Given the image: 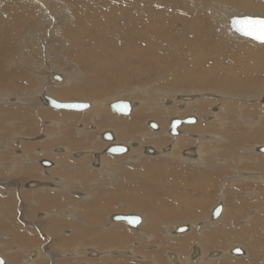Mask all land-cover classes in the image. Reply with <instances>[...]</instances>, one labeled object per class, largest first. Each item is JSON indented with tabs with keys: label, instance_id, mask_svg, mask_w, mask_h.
I'll list each match as a JSON object with an SVG mask.
<instances>
[{
	"label": "rangeland",
	"instance_id": "obj_1",
	"mask_svg": "<svg viewBox=\"0 0 264 264\" xmlns=\"http://www.w3.org/2000/svg\"><path fill=\"white\" fill-rule=\"evenodd\" d=\"M42 1H45L44 2L45 5L52 4L49 6L52 7V11L57 14V17L59 14L61 15L62 13L67 15V19H69L70 23H68V25H64L65 23L64 24L61 23V25H59L60 23L59 24L58 23H54V24L52 23L53 25H51V27L50 26L47 27V25H43V26L41 25V28H43V29L39 32H40V34H43L44 37L39 36L40 35V34H38L39 32H37V33L35 32L36 34H32V36L30 37L29 40L24 41L23 37H25L29 34L28 31L24 30V29H28V21L40 18L39 13L41 11L40 9L42 6L38 5V3H36L37 2L36 0H28L29 4H26L28 2L26 1V3H25V0H22V1L21 0H2V4L0 3V5H1L0 13H2V15H0V31L5 34L6 33L5 29L7 27H9V25L6 26V24H8V23L11 24L13 21L16 22V20H17V22H16L17 24L15 23V25H19V24L23 25V23L26 21L27 24L24 25V27H22V29L18 28V32L16 34V37L18 38L17 42H18V44H20L19 48L14 53L15 55L14 54L10 55V57L15 56L14 58H16V59L18 58L19 60H23V59H25V57L27 59L35 58V60H36L35 62L45 63L43 61V59H44L43 54L41 52H39L38 49H36L34 51H29L28 49L37 48L41 45L40 47H42V50H43L44 47H43V44H40V41H42V38L45 39V40H43L45 43L49 40L45 44L46 47L48 48L49 53L45 56H46V58H51V61L53 60L54 64L56 63V66L58 68L54 69L53 72H56V74H59V73L65 71L64 73H67L68 75H71V76L74 75L73 81L75 82V84H79L82 87L85 86L86 88H88V90L86 89L87 91L84 90V91H82V93H80L78 95H72L69 97H65V98H63L64 100H71V99L72 100H91V99H98L101 97L102 98H104V97L113 98L115 95L118 94V92L120 90H124L126 88H131L132 85H139L140 90H141V94H144L143 95L144 99H148L151 101L150 105L146 104V106L148 108H150L154 104V100H156V96H155V98H154V96H150V95L147 97L146 96L147 91L148 92L153 91V93H155L156 88H159V89L162 88L161 90L164 89V91L166 90L165 93L170 94L171 89H173V90L179 89L182 91L184 90L185 92H187V90H189V91L201 90V89H197L198 88L197 85H192L190 83L187 84L185 82V75H186L189 79H192V80L193 79H195V80L201 79L204 83H205V81H207V83H209L210 85H207V84L206 85L208 87L211 86L210 88L213 87V89H211L212 91L209 88V90L207 91V92H209V94H206V95L204 93L201 95L197 94L198 96L196 95V97L197 98L198 97L199 98H201V97L210 98V99L215 101V104H211L208 107L204 106L203 108H201V110L199 108L198 111H200V112H198L199 114H198V116H196L198 119L197 123H195V124L191 123L190 126L188 124H186V126H184V124H183L184 127H181V129H183V130L185 129V131L180 130L181 134H183L184 136H186L190 139H193L196 137L195 135H197L198 132L207 128V131H210V132H208V134L206 136L202 137V138H204L201 140V141L204 140V142H202V144H203L202 146H204V147L209 146L206 148H210V149H212L211 146H214V149H217V148H215V145L220 146L221 143L224 141V139H223L221 133H217V132L212 133L211 131L212 130L217 131V129H219V127H218L219 123L221 122V124L222 123L224 124L226 122L224 124V126H227V125L230 126L231 125L230 129H232L233 131H236V133L239 132V134L237 133L236 137H234V136L230 137L229 136V135H231L230 131L227 132V134L222 133L224 135V137L226 138V142L222 143V145H221L226 150L225 154H223V155H225L224 157H226V155H228L229 149H231L230 153H232L233 151H235L234 148H236V149L240 148L241 150H243L244 149L243 147H248V146H250L251 143H254V142L259 143L258 141H260V142L264 141L263 140L264 139V137H263L264 136V101L260 98L261 94L264 92V57L258 55V53H257L259 51H261V53L264 52V44L257 43L251 39H242L240 37H234V36L230 37L229 35H227V33H226L227 31H224L223 29L219 28V25H217V22L214 20V18L216 16H213L210 14V12H208L209 8L207 6L203 7L200 5L201 7L205 8V9L198 7L199 8L198 11H195V9H189V7L192 6L190 2H186L185 0L184 1L174 0L175 2H178V3L181 2L182 4L181 3H179L181 5L172 4V5H170V8H169V6L164 7V8H168L169 10L171 9L170 11L168 9L165 10V11L170 12V13L169 14L164 13V15H162L160 17L162 19L163 18L169 19V20H166V21H168V24L165 23L163 26L165 28L168 27L171 30L174 29L173 27L178 26L180 22H181V24L183 23L184 27H186V28H184L185 31L183 33L190 36V37L187 36L186 37L187 40L184 41V44H187V47L191 46L190 44L193 43L196 38H199L201 40V42H204V43L207 42L206 44L209 46V49L199 50V52L197 53L196 50H193V51L186 50V52H185V49H181L180 46L177 47V44L175 41L176 38H173V41H171L172 44L174 45L173 47L171 46L172 44L169 43L170 40H169V42L166 43V46H164L165 45L164 43H162L163 45H160L158 43V40H156V42H154L153 38H155V36L158 37L156 31L161 30V28H163V26H162V27H160V29H157L156 25L162 21H158L156 25H155V23L152 24L150 29H149L150 34H153L152 36L149 37V41L153 43L152 44L153 46L152 45H149L148 47L146 45L144 46V44H146L144 41H138L139 43L137 41H134L133 43L127 44V45H122L121 43H119L116 40V36L113 37V34H115V33H113V32H115L114 29H116L119 26V24L113 18H116V16L118 15V12H119V9L116 7L118 5H121V3L124 2V0H78V1L73 0V2H72V0L71 1L70 0H57V1L56 0H42ZM106 1H108L110 3H107ZM129 1L131 2L133 0H129ZM211 1L215 5H219L221 8L225 9L226 12L225 11L224 12L226 14L224 16L234 15V14L240 15L243 13L244 14L247 13V14H256V15L264 16V9H263L264 7L259 5L260 3L264 4V2L262 0H254L256 5H258V7L245 5L246 3L245 4H237L235 1H238V0H229V1L228 0H210V2ZM30 2L32 3V5H30ZM62 2H64V4H61ZM76 2H77V5H76ZM103 2H105V3H103ZM85 3H87V4H85ZM11 4H14L17 6H11ZM252 4H254V3H252ZM7 5H8V7H7ZM64 5L65 6L67 5L66 6L67 8ZM54 6H55V8H54ZM152 6L154 8H160L159 4L152 5ZM107 8H109V10ZM111 8H113V9H111ZM130 8H133V7L130 6ZM29 9H31V12ZM80 9L82 11H80ZM77 10H78V12H77ZM193 10H194V12H193ZM14 11H15V13H13ZM213 11H215V10L213 9ZM171 12L173 13V15ZM12 13H13V15H12ZM78 13H80V14H78ZM8 14H10V15L8 16ZM122 14L124 16H126V19H128L131 16V15H128V12H125V11H123ZM40 15L42 17V15H44V14L41 13ZM187 15H189L190 17ZM198 15H199V17H197ZM2 16H4V18ZM16 16H17V18H16ZM172 16L173 17H177V16L181 17L182 16L183 17L182 20L183 19L184 20L180 21L178 23V21L173 20ZM154 17H158V13L155 14ZM45 18L48 19L49 16H45ZM75 19H76V21H75ZM81 19H83V20H81ZM129 19H134V18H129ZM186 19L189 22H186ZM61 20H62L61 18H58V21H61ZM216 20L218 21V24H220L221 19L219 20V18L216 17ZM3 21H4V23H3ZM54 25L59 26V28H58L59 30L56 29L57 27L53 29ZM188 27L191 29H189ZM198 27H199V29H198ZM68 28L71 30H66ZM76 30H78L79 32ZM206 30L210 33L208 34V32H206ZM199 31H200V33H199ZM22 33H24L23 36L20 35ZM26 33H27V35H26ZM202 33L204 34L205 37L202 36ZM218 36H219V39H215ZM222 39H224V40H222ZM239 40H241V41H239ZM7 42L9 43V41H7ZM24 42H25V44H24ZM164 42H166V41H164ZM54 43H55V45H54ZM194 43H196V42H194ZM33 44L37 45V47L29 46V45H33ZM175 44H176V46H175ZM86 45H87V47H86ZM90 46H93V47H91L93 49V52H92V49L89 50L88 51L89 54L88 55L85 54V57H84L83 51L86 50L84 47L89 49ZM103 46H105V47H103ZM163 46H164V48H163ZM96 47L101 48V53H99V54L95 53L94 50ZM53 49L54 50L56 49V51H54ZM244 49H249V50L255 49V50L254 51H247V52H249V54H247L244 52V51H246ZM74 50H75V52H74ZM181 50H183L185 52V54H183V52ZM146 51H148V52H146ZM178 52H180L181 54H179ZM187 52H190V53H188L189 56H188V54H186ZM61 53H62V56H61ZM190 54L195 55V56H191ZM205 54H208V55L205 56ZM198 56H199V61H200V59H201V61L200 62L198 61L200 63V67L198 70H196L195 69L196 67L193 64V61H191V60H195L196 57H198ZM178 57H179V59H178ZM175 58H176V60H175ZM16 59H13L12 62H9L10 60L7 59V61H6L7 63H2V66H1L2 69L4 70V64H6L5 69L7 68L6 70H4L6 73H8L9 70H11V69L16 68L18 63H21V61H16ZM93 59H94V61H93ZM95 60H97V61H95ZM182 62H185L188 66H185V67L184 66H178V65H182ZM58 65L60 66V68ZM31 67L27 63L26 64L23 63V65H21L19 67V69H16V70H20L22 72L24 71L26 73V75H29L28 78H31V77H34V72H35V70ZM33 70H34V72H33ZM197 71H199V72H197ZM229 77L230 78L232 77L233 81L235 80L234 83L236 82V83L240 84V83H243V81H244L245 84L243 83L244 85H240V86L238 85L237 87H233V88H228L227 86H224L225 84H227L226 82L221 85V83L226 81ZM181 79L184 80V82L182 84L179 82ZM52 80H51V83L49 84V87L53 86L52 88L57 89L56 85H54V83H53L54 80L53 81ZM22 82L25 84H23ZM90 82H91V84H90ZM214 82H218L219 84L217 83L218 84L217 85ZM31 83H32L31 81L16 82V81L0 80V94H12V95L18 94L17 96L20 97L21 95H19V93L26 92V90L29 89L31 86L28 84H31ZM106 83L109 86L101 88V86L103 84H106ZM234 83H231L229 85H232ZM75 84H73V85H75ZM142 84H144V86ZM89 85H91L92 87ZM58 88H60V87H58ZM202 90L206 91L207 89H202ZM87 92H88V94H87ZM212 93H213V95H212ZM217 94L219 95L218 97L216 96ZM225 95L229 96V98H227V97L225 98ZM232 96H235L234 99H232ZM238 96L240 98H242L240 101H238V99H237ZM153 98H154V100H152ZM174 98L176 100V97H174V96L172 97V95H169L168 99H165V103H166L165 105L169 107L172 104L170 107H174V110L176 112L179 110L180 111L183 110L184 112L183 113L178 112V113L168 114V116H169L168 118H170L171 116L172 117L184 116L186 114L195 115L194 112H192L191 110H189V111L186 110L185 102L183 100L178 99L179 102H176V101L173 102L172 99H174ZM0 99H1L0 100V109H1L0 110V178L7 176L8 179L10 177L11 181H14V184H18V186H13L14 184H11L10 181H9V183H8V181L7 182L3 181V180L0 181V195L9 194V195H12L14 197L16 195L18 196V192L20 193L21 191L24 194L25 193H27V194L34 193L35 194L37 191H40V190L42 191L46 187V189H49L50 191L56 189L57 192H59V190H60V193H62L63 196L65 195V197H67V198L70 197L74 201L82 202L81 199L78 200L79 198L76 199V198L70 196V194L68 192L69 191L68 187H62V184L60 183L62 181L60 179L57 180V177H55V175H52L53 174L51 172L52 168L44 169L40 164H38V162H36L38 160L36 159L35 155H37L38 153L40 156L45 154V153L39 152L41 147L42 148L44 147L46 149V154L49 157H51V155H52L51 158L55 159L56 162L65 161V164H69V166L66 167L67 171L64 172L65 175H68V176L73 175L77 178L91 177L92 176L91 175V169H92V171L95 172V174L93 175V178H92L93 180H95L94 181L95 185L93 188V190H94V189H97L100 187L105 188L109 183H113L111 181L110 182L107 181L106 180L107 177L104 178L103 180L99 179L100 176H97V175L98 174L100 175V172H99V170H97L98 167H96L98 164L96 165V163L93 161V158L90 161L91 169H90V167L88 168L87 164H85V161H83V159L89 160V159H91L90 156H93L92 155L93 152L88 151L89 148H93L92 146H94V149H95L94 151H98L96 153L101 155V151L103 150V149H101V146L104 145V143L101 142L102 139H100L98 137L97 140H95L94 145H91V143L89 142L90 139H92L94 141V137H95L94 135L96 133L98 134L101 131L104 132L106 130H112V131L114 130V132L118 136L117 140H124L125 138L126 139L132 138L131 139L132 142H130L131 144L129 143L130 152L134 151L136 153V155H138V153H139V155L136 157V159L134 161L139 160V158L141 157L140 154L143 153L142 150H140V149H139L140 151L137 150V147H139V145H137L135 143H139L140 147L142 149L144 146L145 147L146 146H152L153 147V145H158V146L160 145L159 147H157V148L155 147V148L158 150H162L163 148L161 146L164 143H166L167 141H168V146L170 144H171V146H173V143H174L173 139L175 140V138H176V136L172 137L169 134H168L169 135L168 136L165 133V132H167V129H168V119H166L164 122H162L163 124H161V121L159 122V130L154 135L155 139L154 138H148V136H145V132H147V130H149L148 132H150V129L147 127L145 121L148 120L150 117L155 116L152 114L154 109L161 108L162 110H164V107H162V106H154V108L152 107L153 110L150 109V112H147V111L143 112V110H141V112H138L140 110L136 109L134 114L131 113V115H132L131 116L132 119L130 118L131 120L129 118H126V116H121V114H118L115 111L110 110L108 107H106L105 115L114 116L113 113L115 112L116 117L123 118L122 121L117 122V123L106 122V120H108L109 117H107V116L103 117V114H102L101 119L96 121L98 128L95 126L96 129H94V131H89L91 129V127H88V126L91 122L90 119H92L90 113H85L82 111H70V112L61 111V112H59V111H55L54 109H51V108L43 107V108H45V109H43L42 107H39V108L35 109V115L33 116L34 111L31 109L29 110L28 108L25 109V107H21V104L18 101V99L14 98L11 101L7 100V99H5L3 101V97H0ZM217 99H219V100H217ZM220 101L227 104V107L221 108V110H226V111H224L226 114L225 113H217L218 108L216 106L220 105ZM241 102H243V103L241 104ZM238 104L244 105V108L241 107L242 109H240L239 112H237L238 107H239ZM195 107L196 106H194V108ZM7 109L19 110V111L26 110L27 112H31L32 114H28V116L23 117L26 119V120L24 119L23 122H17L16 119L11 118V117L15 116L14 113L8 114L9 118L4 117V110H7ZM38 109H40V110H38ZM42 109H43V111H42ZM36 111L38 113L40 112V114H37ZM228 111H229V113H228ZM136 112H137V114H136ZM201 112H203V113H201ZM102 113H103V111H102ZM214 113H216V114H214ZM165 114H166V112H165ZM221 114H222V116H221ZM63 116L67 117V121L65 119L63 124H67L68 122H72V124H70L68 127H65V129L62 131V129L60 128L62 124H61L59 118H64ZM166 116H167V114H166ZM213 116L217 117V119H215V121H212L214 119ZM219 116H220V118H219ZM218 119L220 121L219 123H218ZM153 121H156V120H153ZM243 122L247 124L246 127L244 126ZM128 123L132 124L131 128L130 127L127 128ZM156 123L158 124V122H156ZM79 124L80 125L85 124L86 130L85 129L84 130L86 132L89 131L90 133L86 134V136L84 135V133H77V132H81V131H78V128L81 129ZM191 125H193V126H191ZM206 125H207V127H206ZM70 126H71V128H69ZM203 127H204V129H203ZM66 128H68V129H66ZM111 128H113V129H111ZM198 128H200V129H198ZM221 129H222V127H221ZM123 130H127V131H123ZM222 130L224 131V129H222ZM233 131H231V132H233ZM66 132L71 133V136H70V139L72 141L71 146H69L68 144L65 143L64 139L66 136L61 137V134L63 133L66 135ZM193 132H195V133H193ZM250 132H252L251 133L252 142L250 139L246 140L244 138L246 136L245 134L250 133ZM44 133L46 136L48 135L49 138H46ZM48 133H51V134H48ZM42 134H43V136H42ZM212 135H215V136H212ZM254 135L256 137L253 138ZM36 136H38V137H36ZM190 136H192V137H190ZM227 136H228V139H227ZM24 137H26V138H24ZM123 137H125V138H123ZM13 139H14V141H13ZM206 139H207L208 143H207ZM127 142H129V141H127ZM55 143H60L61 145L66 147L67 152L64 155H60L65 150H64L63 146H60V144L57 145ZM210 143H212V144H210ZM185 144H187L186 145L187 147H185V149H190L188 147H191L192 144H193V147H191V148L196 147L195 140L192 141V143L190 141L189 142L185 141ZM260 144H256V145H260ZM30 145H31V147H33L35 149L34 150L35 155L33 156V162L35 161L34 164L36 165L37 169L34 167H31V168H34V170H35L34 172L37 175L36 176L31 175L34 172H31V168H30L29 169L30 174H28L26 178H23L22 180L16 179L15 174L17 171L16 172H14V171L17 168L16 167L17 164L14 160L11 159V157H16L15 154L17 151V154H18L17 158H19V162H20L21 154H22L20 152L21 148L22 147H28ZM38 145H39V147H38ZM53 145H55L56 150L55 149H49V150H51V151H49L48 150L49 146L53 147ZM175 145L176 146H182V145H184V142H179L178 144L175 143ZM256 145H254L252 147V149L249 148V149H244V150H248V151L250 150V151L256 153V151H255ZM261 145H264V144L262 143ZM70 147H72V148H70ZM76 148L79 149V152L75 151L77 154L76 155L77 158L74 157V154L71 151V149H76ZM6 150L9 151L8 154L3 153ZM203 150L204 149H202V155L204 154ZM241 150H239V151L242 153V156L239 157V159L240 160H246V162H247L250 159L249 158L250 156L248 157V153L247 152L244 153ZM180 152H181V149H180ZM80 154L84 155L83 159L82 158L79 159ZM53 156H55V157H53ZM56 157L57 158L58 157H64V160H61V158L57 159ZM142 157H145V156H142ZM224 157H223V159H224L223 162H225V160H226ZM189 158H191V157H189ZM8 159H11V160L8 162ZM129 159H132V157H130ZM254 159L255 158L253 156V158H251V160H254ZM26 161L31 162L32 160H26ZM200 161H202V162H200ZM103 162H105V163L108 162L110 164V167H111V169H108L109 173H107V176H108V174L113 176L116 169H117V162L112 161L113 162V164H112L110 158L103 159ZM185 163H191V164L193 163L192 165H196V166H198V164H200V166L202 168L205 165L203 159L197 161V164L194 161H192V158L188 159V161H186ZM220 164H223V163L220 162ZM220 164L218 163V165H220ZM6 165H8V166L12 165V167L10 168L11 176H9V174H8L10 172V171H8L9 168L8 169L5 168ZM37 165H39V166H37ZM128 169H130V168H128ZM182 169H183V167H182ZM75 171L76 172L78 171L77 173H79L81 175L77 176L78 174L76 175ZM201 171H203V170H201ZM233 171L235 174H233L232 176L229 177L230 180L231 179H233V180L234 179H240V180H242V179L243 180L244 179L250 180L251 179L252 180L256 176H261V180H263V178H264V170H262L263 173L260 171H247V170H246L247 172H244L245 170H240L239 168H236L235 170L232 169L231 173H233ZM236 172H238V173H236ZM261 173H262V175H261ZM238 174H240V175H238ZM51 175H52V177H51ZM65 175L63 174V177H64L63 179H66ZM46 176H47V178H46ZM17 177H23V175H20V173H18ZM28 177H30V179L26 181V179ZM32 178L37 180L38 184H37V186L31 188V187H28L26 182L28 183L30 181H33ZM70 178L71 177L69 176L68 179H70ZM54 179H56V180H54ZM73 179L74 178H72L70 181H67V180L65 181L67 186H69V185L71 186L72 182L74 183L75 180H73ZM47 182H49V183H47ZM56 182H57V184H56ZM111 186L116 188L115 187L116 185L115 186L111 185ZM64 190L67 191L68 193L65 192ZM70 191H71V193L74 192V193H77L76 195L80 196V194H79L80 192L76 191L75 189H72ZM87 195L90 196V194H88V193H87ZM87 195H85V197H83V198H86ZM7 196H3L4 198H2L0 196V204L2 203L0 206V209H2V211L5 210L4 213L7 212L8 209H4L5 207H3V204H5L6 199L11 198V196L10 197H7ZM96 197L98 199L95 198L94 200H96L97 203H96V205L92 206L93 207L92 211H89L88 209L85 211V215H89V216L92 215L93 220H95L97 218L96 216L97 215L99 216L102 213V211L104 210V208L107 204L105 198L108 197V194L102 195V192L98 191V192H96ZM176 199L178 200V198H176ZM30 201H28V199H27V200H25L24 204L19 205L20 210L18 211V213H20V215L17 216V221H16L17 225H15V226L18 230H21V231H24V229L36 230L38 232V234L41 235V237H38L39 241L37 243H39L42 240L41 242H42L43 247L44 246L49 247L48 246V237H50L49 238L50 241H52L51 238L53 237L54 242L52 241L53 243H51L50 249L53 250L54 252H57L54 254V260L55 261H53V263L56 264L61 259V258H59L60 257V252H59L60 247L67 246V244L71 245L73 243L71 242V240L65 239L67 237H64L63 235L60 236V237H62V239L58 238V236H48V234H52V231L48 230V233H45L44 232L45 226L42 227V229H44V230H41L43 234L40 233L38 231V228H36L37 226H35V225H38L39 222H42V223L45 222L47 220L46 216H48V215H44V216L38 217V218H36V217L33 218V216H31V215H33V213H32V211H31V213H29V210H28L29 207L28 206L29 205L31 207L35 206V203H32ZM25 206H27V207H25ZM71 206H73V205L71 204ZM6 208H7V205H6ZM1 213H3V212H1ZM61 213H66V210L63 209L61 211ZM6 214H5V216H6ZM28 214H30V215H28ZM7 216L9 217V214ZM8 217L6 218V220L8 219ZM0 220H1L0 223L2 225L1 228H4V229L8 228V226L6 227V224H8L9 222L6 221V223H4L2 218ZM59 220H61L62 223H65V220H67V222H66L67 224L71 223L70 222L71 219H69L68 217L62 216ZM80 220L81 219L78 218V221H80ZM215 221H219V220H215ZM215 221H214V223H215ZM209 223H213V222L210 221ZM40 225L42 226V224H39V226ZM11 226H12V224H11ZM39 228L41 229V227H39ZM42 236H43V238H42ZM69 239H71V238H69ZM0 241L4 242L5 239L0 237ZM199 241H201V240H199ZM53 245H54V247H53ZM55 246L58 247V250H56ZM109 253H112V250ZM49 260H51V259H49V257H48V261ZM50 262L51 261H49V263Z\"/></svg>",
	"mask_w": 264,
	"mask_h": 264
},
{
	"label": "crops",
	"instance_id": "obj_2",
	"mask_svg": "<svg viewBox=\"0 0 264 264\" xmlns=\"http://www.w3.org/2000/svg\"><path fill=\"white\" fill-rule=\"evenodd\" d=\"M189 115L178 116L185 117ZM63 117L59 118L62 124L60 127L62 131L65 127L72 124V122L63 124L65 119L67 120L66 116ZM130 117V115H126V118ZM150 119L156 120L155 122L159 124V118L157 116L150 117L148 120ZM215 119L217 117L212 121H215ZM110 122L117 123L116 120ZM145 123L149 128L148 123ZM220 123L218 126L219 129L217 131L212 130L211 132L221 133L224 139L222 143H224L226 142V138L222 133L227 134L230 131V126L227 124V126H224L226 122L224 124ZM221 126L225 132L221 129ZM106 131L113 133L112 130ZM106 131L103 132V135ZM237 133L239 134V132ZM96 134L94 135L93 142L101 136L100 132L97 136ZM236 134L229 136L236 137ZM64 136H66L65 139L63 138L65 143L71 146V133L66 132V135L62 133L61 137ZM251 137L250 132L246 133L244 138L246 140L250 139L252 142ZM101 139V142L105 144V146H101L103 150L110 143L117 142L125 145L127 141L131 140L128 138L116 141ZM116 139H118L117 135ZM188 140L190 141V139ZM181 142H184V145L167 148V141L161 146L166 150L165 153L168 157H155V155L149 156L143 154L145 157H140L136 161L129 159L131 154L136 156L134 151H131L132 153L130 152L127 155L125 153L111 155L108 153L105 154V152L103 154L102 150L101 154L103 155L101 157L103 159L110 158L112 164L113 162H117V169L113 175L114 177L108 174L106 179L113 183H109L105 188L100 187L94 190L95 180L92 178L95 172L90 167V161L92 160V156H90L91 159L85 160V164L91 169V177L77 178L69 175L71 178L68 179L69 176L65 175L67 181H70L72 178L76 180V182L71 183V186H67L70 196L76 199L79 198L78 200L81 199L82 202L74 201L69 196L67 198L60 192L56 193V189L50 191L46 188L42 191H37L35 194H24L21 191L20 193L18 192V196L16 195L14 197L9 194L0 195L2 198L7 195V197L11 196V200L13 201L9 204V213L6 214H9V217L7 216L9 226L6 224L8 228H1L2 225L0 223V237L5 239L4 242L0 241V256L5 261L4 264H7V262L8 264H54L53 261L55 260L53 256L57 252L51 250L49 246L54 242L53 237L51 238L53 242L48 237L49 247H43L41 239V243H37L40 234L36 230L24 229V231H21L15 226L17 225V216L20 215L18 213L20 210L19 205L24 204L27 199L35 203V206L31 207L29 205L28 208L32 211L33 218L48 215L46 216L47 220L43 223L41 222L42 227H46V231H52V234H48V236L62 238L60 236L63 235L67 237L65 238L67 240L69 238L73 239V244L68 245L66 243L67 246L59 249V258L61 259L56 264H264V178L261 180V176H256L252 180L229 179L234 174V171L231 173L232 169L239 168L245 171L260 172L264 170V163L262 164L264 162V154L244 150L252 148L256 144H264V141L251 143L250 146L243 147V150L234 148L235 151L232 153H230L231 149H229L226 157L223 155L226 150L221 146L222 143L220 146L215 145L217 149H214V146H211L212 149L206 148L209 146H203L204 154L202 155V159L205 163L203 168L200 164H198V167L192 165L193 163H184L178 158L180 149L183 154V150L187 147L185 141ZM55 144L59 145L60 143ZM135 144L139 145L137 150H142L139 143ZM60 146L63 145L60 144ZM191 147H193V144ZM41 149L46 151L44 147H41ZM48 149H55V145L53 147L49 146ZM88 150L93 151L90 148ZM239 150L248 153L250 159L247 162L246 160L239 159L242 156ZM71 151L75 152L79 151V149H71ZM20 152L22 153L20 162L19 158H17V151L15 154L16 157H11V159L17 164V168L14 171H17L15 174L16 179L22 180L30 174L29 169L31 167L36 169L37 167L33 162L35 152L31 145L22 147ZM3 153L8 154L9 151L6 150ZM35 156L39 161L47 159L53 164L59 163L51 158L52 155L49 157L46 153L41 156L38 153ZM169 156L172 157L170 158ZM253 156L255 159L251 160ZM223 157L226 159V162L218 165L219 160ZM11 159H8V161ZM26 159L32 161L29 163ZM57 164L56 170L59 173L58 168L61 165ZM68 166L69 164L66 167ZM96 167H101L100 163ZM18 169L22 173L20 175H23V178L17 177L19 173ZM126 171H129V173ZM76 174L78 173L76 172ZM97 176L103 177L101 173ZM29 179L30 177L26 181ZM26 184L32 188L37 186L38 183L37 180L33 179V181L26 182ZM111 185H116V188ZM72 189L79 191L80 196L74 192L71 193L70 190ZM98 191L102 192V195L108 194V197L105 198L107 204L104 210L102 209V213L99 216L97 215V218L93 220L92 215H85V211L87 209L92 211V206L96 205L97 201L94 199L97 198L96 192ZM86 193L90 194V196L83 198ZM36 199H39L38 202ZM46 199L47 201L49 200V203L47 202L48 204H45ZM220 200L221 202L223 201L222 213L219 219H217L219 221H215L214 223L211 221V213L213 207ZM63 209L66 210V213H61ZM0 210V219L2 218L4 223H6L7 217H5L4 213H1L3 212L2 209ZM115 214H136L141 217V222L135 226L136 228H131L124 221L115 220ZM62 216L71 219V223L67 224V220H65V223H62L59 220ZM78 218L81 220L78 221ZM210 221L213 223H209ZM109 225L111 228L109 227L106 230ZM181 225L186 226V230L179 233L176 232V228ZM101 229H105L106 231L101 232ZM45 230L44 232L48 233ZM200 237L203 239L202 242L199 241L201 239ZM26 241L28 242L25 243ZM194 246L199 248V255H195L193 250ZM235 247L240 248L241 252L239 254L232 252ZM28 250L29 252H27ZM111 250L112 253H109ZM48 257L51 259L49 260L51 261L50 263Z\"/></svg>",
	"mask_w": 264,
	"mask_h": 264
},
{
	"label": "bare ground",
	"instance_id": "obj_3",
	"mask_svg": "<svg viewBox=\"0 0 264 264\" xmlns=\"http://www.w3.org/2000/svg\"><path fill=\"white\" fill-rule=\"evenodd\" d=\"M22 1V0H21ZM26 1L28 2V0H25V3H26ZM37 2L36 3H38V5H41L42 7H41V11H40V13H39V16H40V18L39 19H34V20H31V21H28V29H24V30H26V31H28L29 32V34L27 35V33H26V35L27 36H25V37H23V39H24V41L25 40H29L30 39V37L32 36V34H36L37 32H39V31H41L43 28H41V25L43 26V25H47V27L48 26H50L51 27V25H53L54 23H60L59 25H61V23L62 24H64V25H68V23H70V21H69V19H67V15H65L64 13H62L61 15L59 14L58 15V17H57V14L56 13H54L53 11H52V7L51 6H49V5H52V4H47V5H45L44 4V2L45 1H42V0H36ZM57 1V0H56ZM71 1V0H70ZM78 1V0H77ZM178 1V0H177ZM182 1H184V0H182ZM186 2H190L191 3V5L192 6H190L189 7V9H195V11H198V7H201V6H207L209 9H208V12H210V14L211 15H213V16H216L217 18H219V20H220V24H218V21L216 20V17L214 18V20L217 22V25H219V28H221V29H223L224 31H227L226 33H227V35H229L230 37H240V38H242V39H248V38H244L243 36H240L239 34H237L232 28H231V26H230V20H231V18L233 17V16H242V15H246L247 13H243V14H234V15H226V16H224L226 13V11H225V9L224 8H221L219 5H215L214 3H212V1L210 2V0H185ZM229 1V0H228ZM263 2H264V0H262ZM4 2V1H3ZM32 2V1H31ZM30 2V5H32V3ZM72 2H73V0H72ZM107 3H110V2H108V1H106ZM113 2V1H112ZM234 2V1H233ZM237 4H245V5H250V6H256V7H258V5H256V3L254 2V0L252 1V0H238V1H235ZM0 3L2 4V0H0ZM9 3V2H8ZM68 3V2H67ZM71 3V2H70ZM93 3V2H92ZM103 3H105V2H103ZM117 3V2H116ZM179 3H181V2H179ZM178 2H175L174 0H133V1H129V0H124V2H122L121 3V5H118L116 8H118L119 9V12H118V15L116 16V18H113V19H115V21L119 24V26L116 28V29H114L115 30V32H113V33H115V34H113V37H115L116 36V40L119 42V43H121L122 45H127V44H131V43H133L134 41H144L146 44H144V46L146 45L147 47L149 46V45H152L153 43L152 42H150L149 41V37L150 36H152L153 34H150V32H149V29H150V27H151V25L152 24H154L155 23V25L157 24V22L158 21H162V22H160L159 24H157L156 25V27H157V29H160V27H162L165 23L166 24H168V21H166V20H169V19H162V18H160L162 15H164V13H167V14H169L170 12H167V11H165L166 9H168V8H164V7H168L169 6V8H170V5H172V4H178V5H181V4H179ZM206 3V4H205ZM252 3H254V4H252ZM26 4H29V2L28 3H26ZM54 4V3H53ZM61 4H64V2H62ZM85 4H87V3H85ZM89 4V3H88ZM112 4V3H111ZM156 4H159L160 5V8H154L152 5H156ZM169 4V5H168ZM55 5V4H54ZM76 5H77V2H76ZM75 5V6H76ZM110 5V4H109ZM201 5V6H200ZM259 5H261V6H263L264 7V4L263 3H260ZM11 6H17V5H14V4H11ZM62 6V5H61ZM65 6V5H64ZM67 6V5H66ZM65 6V7H66ZM107 6V5H106ZM114 6V5H113ZM130 6H132L133 8H130ZM219 6V7H218ZM0 7H1V5H0ZM7 7H8V5H7ZM19 7V6H18ZM110 7V6H109ZM203 7H201L202 9H205V8H203ZM3 8V7H2ZM29 8V7H28ZM33 8V7H32ZM31 8V9H32ZM54 8H55V6H54ZM64 8V7H63ZM67 8V7H66ZM255 8V7H254ZM4 9V8H3ZM31 9H29L30 10V12H31ZM71 9V8H70ZM69 9V10H70ZM87 9V8H86ZM108 10H109V8H107ZM106 9V10H107ZM111 9H113V8H111ZM115 9V8H114ZM133 9V10H132ZM177 9V8H176ZM213 9L215 10V11H213ZM257 9V8H256ZM264 9V8H263ZM16 10V9H15ZM34 10V9H33ZM105 10V11H106ZM116 10V9H115ZM169 10V9H168ZM171 10V9H170ZM169 10V11H170ZM261 10V9H260ZM9 11V10H8ZM74 11V10H73ZM80 11H82L81 9H80ZM112 11V10H111ZM123 11H125V12H128V15H131L129 18H134V19H126V16H124L122 13H123ZM184 11V10H183ZM225 11V12H224ZM3 12V11H2ZM12 12V11H11ZM26 12V11H25ZM33 12V11H32ZM39 12V11H38ZM67 12V11H66ZM77 12H78V10H77ZM110 12V11H109ZM185 12V11H184ZM190 12V11H189ZM192 12V11H191ZM193 12H194V10H193ZM13 13H15V11L13 12ZM13 13H12V15H13ZM19 13V12H18ZM41 13H43L45 16H49V18L48 19H46L45 18V16L44 15H42V17H41ZM69 13V12H68ZM117 13V12H116ZM158 13V17H154L155 16V14H157ZM172 13V12H171ZM188 13V12H187ZM6 14V13H5ZM78 14H80V13H78ZM192 14V13H191ZM201 14V13H200ZM0 15H2V13H0ZM4 15V14H3ZM10 14H8V16H9ZM23 15V14H22ZM28 15V14H27ZM26 15V16H27ZM83 15V14H82ZM127 15V14H126ZM127 15V16H128ZM166 15V14H165ZM172 15H173V13H172ZM193 15V14H192ZM196 15V14H195ZM248 15H256V14H248ZM7 16V17H8ZM18 16V15H17ZM17 16H16V18H17ZM24 16V15H23ZM33 16V15H32ZM31 16V17H32ZM37 16V15H36ZM176 16V15H175ZM187 16H189V15H187ZM201 16V15H200ZM3 18H4V16H2ZM6 17V16H5ZM19 17V16H18ZM173 17V16H172ZM190 17V16H189ZM197 17H199V15L197 16ZM196 17V18H197ZM202 17V16H201ZM9 18V17H8ZM12 18V17H11ZM28 18V17H27ZM36 18V17H35ZM58 18H61L62 20L61 21H58ZM84 18V17H83ZM182 16L181 17H179V16H177V17H173V20H175V21H178V23L180 22V21H183L182 20ZM112 19V18H111ZM189 19V18H188ZM205 19V18H204ZM6 20V19H5ZM15 20V19H14ZM27 20V19H26ZM60 20V19H59ZM81 20H83V19H81ZM80 20V21H81ZM190 20V19H189ZM195 20V19H194ZM75 21H76V19H75ZM74 21V22H75ZM111 21V20H110ZM198 21V20H197ZM16 22H17V20H16ZM16 22H12L11 24L10 23H8V24H6V26H8L9 25V27H7L6 29H5V31H6V33L4 34V33H2L1 31H0V80H7V81H16V82H21V81H31L32 83L31 84H28V85H31L30 86V88L29 89H27L26 90V92H23V93H19V95H21L20 97H18L17 95L18 94H0V97H3V101L5 100V99H7V100H13L14 98L15 99H18V101L20 102V104H21V107H25V109H31V110H33L34 111V113H33V116L35 115V109H37V108H39V107H47V108H51V107H49L48 106V103H47V100L44 98V95H48V96H50V97H53L54 99H57V100H61V101H72V99L71 100H64L63 98H65V97H69V96H72V95H78V94H80V93H82V91H87L88 90V88H86L85 86L84 87H82V86H80L79 84H75V82L73 81L74 79V75L73 76H71V75H68L67 73H64L65 71H63V72H61V73H59V74H56V72H53V70L54 69H57L58 67L56 66V63L54 64L53 63V60L51 61V58H46V56L45 55H47L49 52H48V48L46 47V43L49 41H47L46 43L43 41V40H45L44 38H42V41H40V44H43V47H44V49L42 50V47H40L39 45V47H37V45H29V46H31V47H37V48H30V49H28L29 51H34V50H36V49H38V51L39 52H41L42 54H43V61L45 62V63H39V62H35L36 60H35V58H33V59H31V58H29V59H27L26 57H25V59H23V60H19L18 58L16 59V58H14L15 56H13V57H10V55L11 54H14L17 50H18V48H19V45L20 44H18V38L16 37V34H17V32H18V28L19 29H22V27H24V25H26L27 23H26V21L23 23V25H21V24H19V25H15V23ZM113 22V21H112ZM164 22V23H163ZM173 22V21H172ZM186 22H189V21H187V19H186ZM191 22V21H190ZM3 23H4V21H3ZM53 23V24H52ZM84 23V22H83ZM200 23V22H199ZM17 24V23H16ZM87 24V23H86ZM201 24V23H200ZM91 25V24H90ZM89 25V26H90ZM177 25V24H176ZM175 25V26H176ZM199 25V24H198ZM216 25V26H217ZM71 26V25H70ZM77 26V25H76ZM189 26V25H188ZM193 26V25H192ZM209 26V25H208ZM46 27V26H45ZM49 27V28H50ZM57 27V28H56ZM74 27V26H73ZM201 27V26H200ZM218 27V26H217ZM54 28H56V29H58L59 28V26H57V25H54L53 26V29ZM67 28V27H66ZM174 29L173 30H171V29H169L168 27H164L163 26V28H161V30H158V31H156V33H157V35H158V37H156L155 35V38H153L154 39V42H156V40H158V43L160 44V45H163L162 43H164L165 45L164 46H166V43L167 42H169V40H170V44H172V42L171 41H173V38H176V44H177V47L178 46H180V48L181 49H185V52H186V50H188V51H193V50H196V52L198 53L199 52V50H205V49H209V46L206 44V43H204V42H201V40L199 39V38H194L195 39V41L194 42H196V43H191L190 45L191 46H188L187 47V44H184V41L185 40H187L186 39V37L188 36V35H186V34H184L183 32L185 31V29L184 28H186V27H184V25H183V23L181 24V22L179 23V25L178 26H176V27H173ZM189 28V27H188ZM73 29V28H72ZM77 29V28H76ZM90 29V28H89ZM189 29H191V28H189ZM198 29H199V27H198ZM220 29V30H221ZM51 30V29H50ZM59 30V29H58ZM64 30V29H63ZM66 30H71V29H66ZM79 30V29H78ZM78 30H76V31H78ZM213 30V29H212ZM219 30V31H220ZM21 31V30H20ZM53 31V30H52ZM191 31V30H190ZM36 32V33H35ZM79 32V31H78ZM197 32V31H196ZM203 32V31H202ZM205 32V31H204ZM206 32H208L207 30H206ZM214 32V31H213ZM192 33V32H191ZM199 33H200V31H199ZM210 32H208V34H209ZM23 34L24 33H22V34H20L21 36H23ZM38 34H40V32L38 33ZM59 34V33H58ZM74 34V33H73ZM189 34V33H188ZM193 34V33H192ZM39 36H41V37H44L43 36V34H40ZM60 36V35H59ZM78 36V35H77ZM96 36V35H95ZM110 36V35H109ZM196 36V35H195ZM202 36H204V34L202 33ZM63 37V36H62ZM188 37H190V36H188ZM197 37V36H196ZM201 37V36H200ZM205 37V36H204ZM207 39V38H206ZM215 39H219V36L217 37V38H215ZM86 40V39H85ZM221 40V39H220ZM222 40H224V39H222ZM7 41H9V43L7 42ZM160 41V42H159ZM164 41H166V42H164ZM208 41V40H207ZM239 41H241V40H239ZM247 41V40H246ZM17 42V43H16ZM28 43V42H27ZM26 43V44H27ZM33 43V42H32ZM53 43V42H52ZM62 43V42H61ZM117 43V42H116ZM139 43V42H138ZM143 43V42H142ZM257 43H259V42H257ZM24 44H25V42H24ZM29 44V43H28ZM37 44V43H36ZM63 44V43H62ZM84 44V43H83ZM176 44H175V46H176ZM209 44V43H208ZM54 45H55V43H54ZM77 45V44H76ZM143 45V44H142ZM25 46V45H24ZM75 46V45H74ZM94 46V45H93ZM93 46H90L89 47V49L88 48H86L87 47V45H86V47H84L86 50H84L83 51V53H84V57H85V54H89V50H91L92 48L91 47H93ZM153 46V45H152ZM164 46H163V48H164ZM172 47L174 46L173 44L171 45ZM23 47V46H22ZM71 47V46H70ZM103 47H105V46H103ZM117 47V46H116ZM237 47V46H236ZM27 48V47H26ZM54 48V47H53ZM150 48V47H149ZM42 51H41V50ZM61 49V48H60ZM79 49V48H78ZM54 50V49H53ZM173 50V49H172ZM176 50V49H175ZM243 50V49H242ZM244 50H246V51H244L245 53H247V54H249V52H247V51H254L255 49H244ZM261 50V49H260ZM54 51H56V49L54 50ZM59 51V50H58ZM95 53H97V54H99V53H101V48H99V47H96L95 48ZM117 51V50H116ZM125 51V50H124ZM164 51V50H163ZM182 52H183V54H185V52L183 51V50H181ZM208 51V50H207ZM259 51V50H258ZM74 52H75V50H74ZM77 52V51H76ZM88 52V53H87ZM92 52H93V49H92ZM146 52H148V51H146ZM91 53V52H90ZM103 53V52H102ZM174 53V52H173ZM179 54H181L180 52H178ZM177 53V54H178ZM188 53H190V52H187L186 54H188ZM258 53V55H260V56H263L264 57V52H262L261 53V51H259V52H257ZM15 55V54H14ZM150 55V54H149ZM191 55V54H190ZM204 55V54H203ZM206 55H208V54H205V56ZM61 56H62V53H61ZM83 56V55H82ZM90 56V55H89ZM139 56V55H138ZM184 56V55H183ZM188 56H189V54H188ZM191 56H195V55H191ZM7 59L8 60H10L9 62H12L13 61V59H16V61H21V63H18V65L16 66V68H13V69H11V70H9V72L8 73H6L4 70H6L5 69V65L6 64H4V70L2 69V63H7L6 61H7ZM68 59V58H67ZM96 59V58H95ZM118 59V58H117ZM178 59H179V57H178ZM177 59V60H178ZM197 59V60H196ZM196 59L195 60H191V61H193V64H194V66L196 67L195 69L196 70H198L199 69V67H200V61H201V59H200V61H199V56L198 57H196ZM173 60V59H172ZM175 60H176V58H175ZM66 61V60H65ZM93 61H94V59H93ZM95 61H97V60H95ZM100 61V60H99ZM180 61V60H179ZM199 61V62H198ZM171 62V61H170ZM215 62V61H214ZM242 62V61H241ZM23 63H27L31 68H33L34 70H35V72H34V70H33V72H34V77H31V78H28V76L29 75H26V73L23 71H20V70H16V69H19V67L21 66V65H23ZM126 63V62H125ZM178 63V62H177ZM188 63V62H187ZM204 63V62H203ZM206 63V62H205ZM218 63V62H217ZM244 64V63H243ZM241 65V64H240ZM26 66V65H25ZM59 66V65H58ZM178 66H188L185 62H182V65H178ZM245 66V65H244ZM27 67V66H26ZM24 68V67H23ZM59 68H60V66H59ZM101 68V67H100ZM2 69V70H1ZM4 71V72H3ZM32 71V70H31ZM86 71V70H85ZM112 71V70H111ZM30 72V71H29ZM70 72V71H69ZM197 72H199V71H197ZM89 73V72H88ZM111 75V74H110ZM103 77V76H102ZM234 77V76H233ZM235 78V77H234ZM54 81H53V80ZM232 79V77L230 78H228L226 81H224L223 83H221V85L222 84H224L225 82L227 83V84H225L224 86H227L228 88H233V87H237L238 85L240 86V85H244L245 84V82L243 81V83H234V81H233V79ZM18 80V81H17ZM51 80L53 81V83H54V85H56V87H57V89H55V88H52L51 86L49 87V84L51 83ZM207 80V79H206ZM209 80V79H208ZM231 80V81H230ZM90 81V80H89ZM210 81V80H209ZM238 81V80H237ZM93 82V81H92ZM98 82V81H97ZM101 82V81H100ZM181 84L184 82V80L183 79H181L180 81H179ZM185 82L188 84V83H190V84H192V85H197V89H201V90H198V91H194V90H192V91H189V90H187V92H185L184 90L182 91V90H179V89H171V91H170V94H167V93H165V91H164V89L163 90H161V89H159V88H156L155 89V93H153V91L152 92H148L147 91V93H146V96L148 97L149 95L150 96H154V98H155V96H156V100H154V98L152 99V100H154V104L150 107V108H148L147 106H146V104L148 105H150V100H148V99H144V94H141V90H140V86L139 85H132V87L131 88H126V89H124V90H120L119 92H118V94L117 95H115L113 98H111V97H109V98H107V97H104V98H98V99H91V100H86V101H88L89 103H90V107H88L87 109H85V110H82V112H85V113H90L91 114V118L92 119H90V124H89V126L88 127H91V129L89 130V131H94V129H96L95 128V126L97 127L98 125L96 124V121L97 120H99V119H101V117H102V114H103V117L104 116H107V115H105V109H106V107H108L109 108V103H110V101H112V100H115V99H128V100H130V105L132 106V109H131V111H130V113L128 114V115H130V116H132L131 115V113H133L134 114V112H135V110L137 109H139L140 111H138V112H141V110H143V112L145 111H147V112H150V109H152L153 110V108H154V106H162V107H164V110H162L161 108H157V109H154L153 110V112H152V114L153 115H155V116H157L158 118H159V122L161 121V124H163L162 122H164L166 119H168V129H169V120L172 118V116L170 117V118H168L169 116H168V114H172V113H178V112H181V113H183L184 111L182 110V111H175L174 110V107H168V106H166L165 104V99H168V96L169 95H172V97L174 96V97H176V100H175V98L174 99H172V101L173 102H179V100L178 99H180V100H183L184 102H185V108H186V110H191L192 112H194V114L195 115H193L192 114V116H198V112H200V111H198L199 110V108H200V110H201V108H203L204 106H209V105H211V104H215V101L214 100H212V99H210V98H204V97H201V98H197L196 97V95L197 94H199V95H201V94H209V92H207L208 90H209V88L211 87H208L207 85H210L209 83H207V81H205V83L201 80V79H189L186 75H185ZM23 83V82H22ZM30 83V82H29ZM128 83V82H127ZM147 83V82H146ZM150 83V82H149ZM148 83V84H149ZM214 83H218V82H214ZM231 83H234V84H232V85H229V84H231ZM23 84H25V83H23ZM22 84V85H23ZM27 84V83H26ZM73 84H75V85H73ZM90 84H91V82H90ZM147 84V85H148ZM207 84V85H206ZM219 84V83H218ZM217 84V85H218ZM85 85V84H84ZM143 86H144V84H142ZM89 86H91V85H89ZM106 86H109L107 83L106 84H103L102 86H101V88L102 87H106ZM58 87H60V88H58ZM88 87V86H87ZM92 87V86H91ZM146 87V86H145ZM149 87V86H148ZM98 88V87H97ZM87 89V90H86ZM202 89H207L206 91L205 90H202ZM211 89H213V87L212 88H210V90ZM92 90V89H91ZM101 90V89H100ZM231 90V89H230ZM212 91V90H211ZM92 92V91H91ZM199 92V93H198ZM4 93V92H3ZM87 94H88V92H87ZM2 95V96H1ZM4 95V96H3ZM212 95H213V93H212ZM87 96V95H86ZM198 96V95H197ZM217 97L219 96L218 94L216 95ZM259 96V95H258ZM264 96V92L261 94V96H260V98L262 99V97ZM14 97V98H13ZM74 97V96H73ZM213 97V96H212ZM216 97V98H217ZM229 98V96H227V95H225V98ZM234 97L235 96H232V99H234ZM143 98V99H142ZM237 99H238V101H240L242 98H240L239 96L237 97ZM1 100V99H0ZM211 100V101H210ZM217 100H219V99H217ZM15 102V101H14ZM233 102V101H232ZM13 103V102H12ZM243 102H241V104H242ZM15 104V103H14ZM179 104V103H178ZM239 105V104H238ZM15 106V105H14ZM18 106V105H17ZM194 106H196L195 108H194ZM236 106V105H235ZM153 107V108H152ZM217 108H218V112L217 113H225L224 111H226V110H221V108L222 107H227V104H225V103H223V102H221L220 101V105L219 106H216ZM241 107H243L244 108V105H239V107H238V111L237 112H239L240 111V109H242ZM198 108V109H197ZM232 108V107H231ZM43 109H45V108H43ZM43 109H42V111H43ZM51 109H53V108H51ZM110 109V108H109ZM207 109V108H206ZM247 109V108H246ZM1 110V109H0ZM38 110H40V109H38ZM55 111H59V112H61V111H63V110H56V109H54ZM110 110H112V109H110ZM151 110V111H152ZM197 110V111H196ZM41 111V112H42ZM102 111H103V113H102ZM187 111V112H188ZM253 111V110H252ZM63 112H65V111H63ZM66 112H70V111H66ZM110 112V111H109ZM165 112H166V114H167V116H166V114H165ZM12 113H14V117H11V118H13V119H16L17 120V122H23L24 121V119L25 118H23V117H26V116H28V114H32L31 112H27L26 110H21V111H19V110H12V109H7V110H4V117H6V118H9L8 117V114H12ZM36 113L37 114H40V112L38 113L37 111H36ZM79 113V112H78ZM117 113V112H116ZM180 113V114H181ZM201 113H203V112H201ZM228 113H229V111H228ZM114 114V113H113ZM119 114V113H118ZM136 114H137V112H136ZM226 114V113H225ZM232 114V113H231ZM259 114V113H258ZM121 115H123V116H126V115H124V114H121ZM127 115V116H128ZM139 115V114H138ZM191 115V114H190ZM230 115V114H229ZM245 115V114H244ZM40 116V115H39ZM221 116H222V114H221ZM107 117H109V119L106 121V122H109V121H114V120H116L117 122H120V121H122V119L123 118H121V117H116L115 115L114 116H107ZM214 118H216V116H213ZM131 118V117H130ZM129 118V119H130ZM134 118V117H133ZM178 118H181V117H178ZM183 118V117H182ZM132 119V118H131ZM130 119V120H131ZM135 119V118H134ZM26 120V119H25ZM42 120V119H41ZM151 120V119H150ZM197 117H196V122L195 123H197ZM205 120V119H204ZM222 120V119H221ZM254 120V119H253ZM67 121V120H66ZM224 121V120H223ZM258 121V120H257ZM39 122V121H38ZM47 122V121H46ZM56 122V121H55ZM132 122V121H131ZM145 122H149V120H146ZM218 122H220L219 120H218ZM13 123V122H12ZM54 123V122H53ZM111 123V122H110ZM199 123V122H198ZM210 123V122H209ZM40 124V123H39ZM49 124V123H48ZM200 124V123H199ZM203 124V123H202ZM221 124V123H220ZM223 124V123H222ZM243 124H244V126L246 127V123H244L243 122ZM13 125V124H12ZM80 125V124H79ZM159 125V124H158ZM189 126H190V124H188ZM198 125V124H197ZM11 126V125H10ZM24 126V125H23ZM126 126V125H125ZM131 126H132V124L131 123H128V126H127V128L128 127H130L131 128ZM134 126V125H133ZM184 126H186V124H184ZM183 125L182 126H180V128L178 129V135L176 136V138H175V140L173 139V146H176L175 145V143H179V142H181V141H189L188 139H190V138H188V137H186V136H184L183 134H181L180 133V130H182V131H185V129L183 130V129H181V127H184ZM191 126H193V125H191ZM218 126V125H217ZM231 126V125H230ZM41 127V126H40ZM80 127H81V129L80 128H78V131H81V132H77V133H84V135L86 136V134H88V133H90L89 131L88 132H86L85 130V124H82V125H80ZM197 127V126H196ZM206 127H207V125H206ZM222 127V126H221ZM98 128V127H97ZM85 129V130H84ZM124 129V128H123ZM126 129V128H125ZM150 129V132H148L149 130H147V132H145V136H148V138H154V135H155V133H157L158 132V130L159 129H157V130H152L151 128H149ZM168 129H167V132H165L166 133V135H168L169 133H168ZM198 129H200V128H198ZM203 129H204V127H203ZM123 131H127V130H123ZM231 131H233L232 129H230V133H231V135H234V134H236V131H233V132H231ZM107 132H109V131H107ZM188 132V131H187ZM208 132H210V131H207V128H205L204 130H202V131H200V132H198L197 133V135H195L196 137L195 138H193L194 140H195V142H196V147L195 148H191V149H185V150H183L184 151V155L181 153V152H178L179 153V155H178V158L180 159V160H182V162H186V161H188V159H191L192 158V161H194L196 164H197V161H199V160H201L202 159V149H203V144H202V142H204V140L203 141H201L202 139H204V138H202V137H204V136H206L207 134H208ZM42 133V132H41ZM111 134H112V139H111V141H116L117 139H116V133L114 132V130H113V133L112 132H110ZM185 133V132H184ZM193 133H195V132H193ZM252 133V132H251ZM48 134H51V133H48ZM114 134V135H113ZM44 135H45V133H44ZM97 135V134H96ZM100 139L101 138H104V135H103V132L101 131L100 132ZM157 135V134H156ZM170 135V134H169ZM168 135V136H169ZM192 135V134H191ZM211 135V134H210ZM220 135V134H219ZM246 135V134H245ZM42 136H43V134H42ZM46 136V135H45ZM51 136V135H50ZM54 136V135H53ZM172 136V135H171ZM212 136H215V135H212ZM248 136H249V134H248ZM36 137H38V136H36ZM172 137H174V136H172ZM190 137H192V136H190ZM254 137H256L255 135L253 136V138ZM24 138H26V137H24ZM28 138V137H27ZM46 138H49L48 137V135L46 136ZM170 138V137H169ZM252 138V137H251ZM37 139V138H36ZM87 139V138H86ZM132 139V138H131ZM155 139V138H154ZM158 139V138H157ZM156 139V140H157ZM193 139H190V142L192 143V141H194ZM212 139V138H211ZM220 139V138H219ZM159 140V139H158ZM192 140V141H191ZM264 140V139H263ZM7 141V140H6ZM13 141H14V139H13ZM24 141V140H23ZM104 141V140H103ZM127 141V140H126ZM206 141H207V139H206ZM16 142V141H15ZM18 142V141H17ZM89 142L91 143V145H94L95 144V142H93V140L92 139H90L89 140ZM105 142V141H104ZM130 142H132L131 140L129 141V142H127V145L125 144V146H126V148H127V152L125 153V155H127V154H129L130 153V145H129V143ZM216 142V141H215ZM106 143V142H105ZM156 143V142H155ZM161 143V142H160ZM206 143V142H205ZM207 143H208V141H207ZM107 144V143H106ZM131 144V143H130ZM129 145V146H128ZM153 145V144H152ZM168 145V144H167ZM261 145V144H260ZM260 145H256L255 146V151L256 152H259L257 149H258V147L260 146ZM44 146V145H43ZM104 146H105V144H104ZM132 146V145H131ZM137 146V145H136ZM160 146V145H159ZM158 145H153V147L152 146H144L143 147V149H142V152L143 153H141L140 155H141V157L142 156H145V155H143V154H146V155H149V156H153V155H155V157H164V156H167L166 155V150L163 148L162 150H158V149H156L157 147H159ZM93 148H90V149H92L93 151V153H92V158H93V161L96 163V165L97 164H99L100 163V166L101 167H98V169L97 170H99V172L101 173V175L103 176V177H101L100 176V180H103L104 178H106L107 177V173H109V170L108 169H111V167H110V164L107 162V163H105V162H103V159L101 158V156L104 154L103 153V151H102V153L103 154H101V155H99V154H97L96 152H98V151H94V146H92ZM156 147V148H155ZM170 147H172L171 146V144L167 147V148H170ZM64 148V152H62L60 155H64L66 152H67V148L66 147H63ZM180 148V147H179ZM202 148V149H201ZM38 149V148H37ZM252 149V148H251ZM35 150V149H34ZM49 150V149H48ZM47 150V151H48ZM56 150V149H55ZM60 150V149H59ZM87 150V149H86ZM132 150V149H131ZM214 150V149H213ZM88 151H90V150H88ZM182 151V152H183ZM39 152H41V153H46V151H44L43 149H40L39 150ZM79 152V151H78ZM91 152V151H90ZM72 153V152H71ZM74 153V152H73ZM132 153V152H131ZM177 153V152H176ZM189 153H192V154H189ZM207 153H209V152H207ZM260 153V152H259ZM20 154V153H19ZM91 154V153H90ZM106 154V153H105ZM171 154V153H170ZM261 154H262V152H261ZM264 154V153H263ZM76 152L74 153V157H76ZM132 155V154H131ZM130 155V157H132V161H134L135 159H136V157L139 155V153H138V155H132L131 156ZM172 155V154H171ZM186 155V156H185ZM83 154H80V158L79 159H83ZM176 156V155H175ZM194 156V157H193ZM125 157V156H124ZM140 157V156H139ZM168 157V156H167ZM170 157V156H169ZM172 157V156H171ZM170 157V158H171ZM189 157H191V158H189ZM207 157H208V155H207ZM57 158V157H56ZM59 158H61V160H64V157H58L57 159H59ZM77 158V157H76ZM133 158H135V159H133ZM166 158V157H165ZM78 159V160H79ZM249 159V158H248ZM26 160H28V159H26ZM42 160H47V159H42ZM41 160V161H42ZM85 160H87V159H83V161H85ZM126 160V159H125ZM167 160V159H166ZM41 161H36V162H38V164H40L44 169H47V168H52V170H51V172L53 173L52 175H55V177H57V180H61L62 182H60L61 184H62V187H67V184H66V180L67 179H63L64 177H63V174L65 175V173L64 172H66L67 170H66V166H67V164H65V161H61V162H59L58 164L59 165H61L60 166V168H58V171H59V173H61V174H59L58 172H57V170H56V164L57 163H52L50 160H49V162H50V164L48 165V166H43V164H42V162ZM68 161V160H67ZM80 161V160H79ZM150 161V160H149ZM224 161V159L222 158L221 160H220V162L221 163H225L226 162V160H225V162H223ZM9 162V161H8ZM30 162V161H29ZM35 162V161H34ZM81 162V161H80ZM146 162V161H145ZM200 162H202V161H200ZM220 162H218L219 164H220ZM79 163V162H78ZM157 163V162H156ZM264 162H262V164H263ZM27 164V163H26ZM57 164V165H58ZM13 165V164H12ZM12 165H10V166H8V165H6L5 166V168H9V170L8 171H10L8 174H9V176H11V170H10V168L12 167ZM16 165V164H15ZM261 165V164H260ZM83 166V165H82ZM205 166V165H204ZM4 167V166H3ZM17 167V166H16ZM95 167V166H94ZM151 167V166H150ZM13 169V168H12ZM23 169V168H22ZM21 169V170H22ZM25 169V168H24ZM102 169V170H101ZM107 169V170H106ZM96 170V169H95ZM101 170V171H100ZM35 170H34V168H31V172H34ZM18 172L19 173H21L19 170H18ZM26 172V171H25ZM24 172V173H25ZM78 172V171H77ZM98 172V171H97ZM127 173H129V171H126ZM201 172H203V171H201ZM244 172H247V171H244ZM200 173V172H199ZM236 173H238V172H236ZM251 173V172H250ZM249 173V174H250ZM22 174V173H21ZM42 174V173H41ZM49 174V173H48ZM201 174V173H200ZM235 174V173H234ZM14 175V174H13ZM31 175H33V176H36L37 174L34 172L33 174H31ZM52 175H51V177H52ZM77 175V174H76ZM78 175L80 176L81 174H79L78 173ZM77 175V176H78ZM199 175V174H198ZM238 175H240V174H238ZM243 175V174H242ZM254 175V174H253ZM252 175V176H253ZM24 176H25V174H24ZM251 176V177H252ZM255 176V175H254ZM27 176H25V178H26ZM44 177V176H43ZM47 177V176H46ZM21 178V177H20ZM23 178V177H22ZM54 178V177H53ZM238 178V177H237ZM249 178V177H248ZM254 178V177H253ZM41 179V178H40ZM8 181V183H9V181H10V183L11 184H14V181H11V179H10V177H9V179H8V177L7 176H5V177H3V178H0V181ZM54 180H56V179H54ZM73 180H75V179H73ZM99 180V181H100ZM243 180V179H242ZM245 180V179H244ZM251 180V179H250ZM42 181V180H41ZM49 181V180H48ZM55 182V181H54ZM74 182H76V180L74 181ZM47 183H49V182H47ZM70 184V183H69ZM10 185V184H9ZM13 186H18V184H14ZM50 186V185H49ZM51 187V186H50ZM46 188V187H45ZM61 188V187H60ZM34 189V188H33ZM36 189V188H35ZM54 189V188H53ZM40 190V189H39ZM37 191V190H36ZM54 191V190H53ZM59 192H60V190H59ZM79 192V191H78ZM45 194H46V192H44ZM58 193V192H57ZM56 194V193H55ZM77 194V193H76ZM87 194V193H86ZM85 194V195H86ZM39 195V194H38ZM59 196V195H58ZM88 196V195H87ZM27 197V196H26ZM25 197V198H26ZM47 198H48V196H46ZM38 198V197H37ZM41 198V197H40ZM11 198H8L7 200H5V203H7V208H6V205L5 204H3V207H5L4 209H8L9 210V204L10 203H12V200H10ZM43 199H44V197H43ZM39 200V199H38ZM38 200L36 199V201L38 202ZM51 200V199H50ZM219 200V199H218ZM44 202V201H43ZM49 203V200L47 201V199H46V202H45V204H48ZM57 202V201H56ZM223 202V201H222ZM33 203V202H32ZM50 203H51V201H50ZM122 203V202H121ZM2 204V203H1ZM40 204H41V202H40ZM54 205V204H53ZM56 205V204H55ZM40 206V205H39ZM44 206V205H43ZM48 206V205H47ZM2 207V208H3ZM25 207H27V206H25ZM29 207V206H28ZM41 207V206H40ZM54 208V207H53ZM3 209V210H4ZM36 209V208H35ZM46 209H48V208H46ZM8 210H7V212H8ZM29 210V209H28ZM210 210H211V207H210ZM5 211V210H4ZM4 211H3V213H4ZM55 211V210H54ZM154 211V210H153ZM7 212H5L4 214H6ZM9 213V212H8ZM27 213V212H26ZM29 213H31V211L29 210ZM120 213V212H119ZM221 213H222V211H221ZM25 214V213H24ZM23 214V215H24ZM26 215V214H25ZM28 215H30V214H28ZM27 215V216H28ZM144 215V214H143ZM7 216V215H6ZM5 216V217H6ZM31 216H33V215H31ZM30 217V216H29ZM210 217V216H209ZM220 217V216H219ZM218 217V218H219ZM250 217H251V215H250ZM28 218V217H27ZM23 219V218H22ZM153 219V218H152ZM217 220V219H216ZM147 221V220H146ZM151 221V220H150ZM211 221H215V220H211ZM7 222H8V220H7ZM34 222V221H33ZM121 222V221H120ZM36 223V222H35ZM38 223V222H37ZM9 224V223H8ZM34 224V223H33ZM39 224H42L41 222H39ZM39 224L38 225H35V226H37L36 228H38V231L40 232V233H42V231L41 230H43L42 229V226L40 225L39 226ZM104 225V224H103ZM144 225V224H143ZM142 225V226H143ZM146 225V224H145ZM173 225V224H172ZM9 226V225H8ZM141 226V225H140ZM39 227H41V229L39 228ZM110 227V225L106 228V230L108 229ZM113 227V226H112ZM46 228V227H45ZM111 228V227H110ZM132 228V227H131ZM136 228V227H135ZM139 228V227H138ZM28 230V229H27ZM105 229H101V232H104V231H106ZM175 230V229H174ZM202 230V229H201ZM46 231V230H45ZM48 231V230H47ZM203 231V230H202ZM149 232V231H148ZM174 233H175V231H174ZM24 234V233H23ZM28 234V233H27ZM26 234V235H27ZM33 234V233H32ZM43 234V233H42ZM201 234V233H200ZM25 235V234H24ZM16 236V235H15ZM30 236V235H29ZM145 236V235H144ZM207 236V235H206ZM39 237V236H38ZM41 237V236H40ZM25 238V237H24ZM23 238V239H24ZM34 238V237H33ZM42 238H43V236H42ZM59 238V237H58ZM64 238V237H63ZM201 239V242H202V237H200ZM60 239H62V238H60ZM209 239H211L210 237H209ZM208 239V240H209ZM213 239V238H212ZM18 240V239H17ZM35 240H36V238H35ZM69 240H71V242H73V239H69ZM199 240V239H198ZM30 241V240H29ZM33 241V240H32ZM62 241V240H61ZM28 241H26L25 243H27ZM31 242V241H30ZM47 242V241H46ZM48 242H49V240H48ZM32 243V242H31ZM58 243V242H57ZM34 245V244H33ZM36 245H37V243H36ZM51 245V244H50ZM49 245V246H50ZM53 247H54V245H53ZM22 248V247H21ZM58 248V247H57ZM56 248V249H57ZM61 248V247H60ZM26 249V248H25ZM34 249V248H33ZM242 249V248H241ZM42 250V249H41ZM41 250H39V251H41ZM193 250H194V252L196 253L195 255H199L200 254V252H199V248L198 247H195L194 246V248H193ZM243 250V249H242ZM13 251V250H12ZM16 251V250H15ZM18 251V250H17ZM24 251V250H23ZM38 251V252H39ZM27 252H29V250L27 251ZM244 252V251H243ZM20 254V253H19ZM24 254V253H23ZM37 254V253H36ZM40 255V254H39ZM242 255V254H241ZM43 256V255H42ZM238 256V255H237ZM35 257V256H34ZM54 257V256H53ZM41 258V257H40ZM37 261V260H36ZM35 261V262H36ZM44 261V260H43ZM5 262V261H4ZM45 263V262H44ZM6 264V263H5ZM7 264H8V262H7ZM10 264V263H9Z\"/></svg>",
	"mask_w": 264,
	"mask_h": 264
},
{
	"label": "water",
	"instance_id": "obj_4",
	"mask_svg": "<svg viewBox=\"0 0 264 264\" xmlns=\"http://www.w3.org/2000/svg\"><path fill=\"white\" fill-rule=\"evenodd\" d=\"M244 16H250L253 18H264V16H261V15H248V14L242 15V16H233L230 20V26L234 31H235V29L232 25V20L234 18H241ZM236 33L239 34L238 32H236ZM240 36H242V35H240ZM245 38H247V37H245ZM248 39H250V38H248ZM253 41H255V40H253ZM255 42H258V41H255ZM44 98L47 100L48 106L53 108V109H56V110L82 111V110H85L88 107H90V103L86 100L61 101V100L54 99L53 97H50L48 95H44ZM262 100L264 101V96L262 97ZM69 105H85V107H68ZM125 105L127 106L126 108L123 107ZM109 108L112 109L113 111L119 113V114L128 115L132 109V106L130 105V100H128V99H115V100L110 101ZM195 121H196V117L192 116V115L185 116L183 118L172 117L169 120L168 133L172 136H177L178 135V129L180 128V126H182L183 124H191V123H194ZM148 126L152 130L159 129L158 124L153 120H149ZM104 139L107 141H111L112 134L110 132L106 131L104 133ZM257 150L259 152L264 153V145H260ZM103 152L111 154V155H117V154L126 153L127 148L123 143L114 142V143L108 144L104 148ZM189 154H192V153H189ZM42 164H43V166H48L50 164V162L48 160H43ZM221 211H222V202L219 201L213 207V210L211 213V219L212 220L218 219V217L221 215ZM114 219L115 220H122L128 226H131V227H135L141 222V217L139 215H136V214H126V215L115 214ZM185 228H186V226L181 225V226L176 228V232H178V233L183 232L184 230H186ZM232 252L235 254H239L241 252V250L239 247H235ZM0 264H4V260L2 259L1 256H0Z\"/></svg>",
	"mask_w": 264,
	"mask_h": 264
},
{
	"label": "snow or ice",
	"instance_id": "obj_5",
	"mask_svg": "<svg viewBox=\"0 0 264 264\" xmlns=\"http://www.w3.org/2000/svg\"><path fill=\"white\" fill-rule=\"evenodd\" d=\"M232 25L240 35L264 44V18L250 16L234 18ZM68 107H85V105H69Z\"/></svg>",
	"mask_w": 264,
	"mask_h": 264
}]
</instances>
